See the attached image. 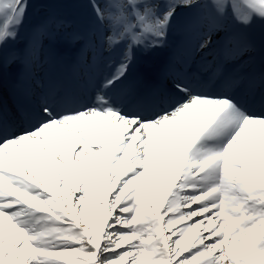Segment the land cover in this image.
<instances>
[{
    "label": "bare ground",
    "instance_id": "obj_1",
    "mask_svg": "<svg viewBox=\"0 0 264 264\" xmlns=\"http://www.w3.org/2000/svg\"><path fill=\"white\" fill-rule=\"evenodd\" d=\"M258 2V10L248 3V10L241 7L227 16L201 13L191 39L192 57L211 56L216 36L247 10L243 17L249 25L239 30L227 55L234 62L246 57L252 66L249 46L264 49V0ZM155 9L157 3L148 2L136 12L142 16V29L152 23L157 33L164 20ZM100 13L85 16H97L91 35L78 36L79 30L61 22L57 11L42 13L41 20L54 41L78 36L93 46L102 39L97 31L105 33ZM59 21L62 27L55 24ZM107 25V60L97 67L102 78L95 79L107 103L97 100L64 117L51 111L32 131L14 121L12 138L0 146V264H33L40 246L70 226L81 228L78 249L50 253L46 264H146L153 256H158L157 264H264V112L257 118L224 99L197 97L201 87L178 81L172 99L179 96L177 106L182 104L171 106L177 107L174 111L151 121L129 117L107 83L122 80L123 68L130 66L129 51L123 52L118 67L110 63L115 54L108 55L118 48L125 27L111 21ZM2 54L0 44V115L13 112L10 92L36 100L30 93L39 85L35 74L42 70L41 101L50 105L55 96L47 85L57 82L58 71L50 56L29 55L21 84L13 86L6 83L11 68L2 64ZM11 55L10 62L16 63ZM128 77L125 84L133 89V77ZM180 86L188 88L183 95ZM121 89L134 101L124 84ZM245 102L252 109L264 105L251 98ZM219 110L224 112L211 130L212 143L195 147L185 159L195 135ZM3 118L11 122L15 117ZM4 121L0 134L6 130H1ZM172 187L176 189L168 197ZM218 193L236 206L229 202L223 207Z\"/></svg>",
    "mask_w": 264,
    "mask_h": 264
},
{
    "label": "rangeland",
    "instance_id": "obj_2",
    "mask_svg": "<svg viewBox=\"0 0 264 264\" xmlns=\"http://www.w3.org/2000/svg\"><path fill=\"white\" fill-rule=\"evenodd\" d=\"M22 0H0V41L1 37L5 35L6 40L4 39L5 49L6 48H17L19 47L21 37L26 35V32L29 29L35 32L40 23V15L42 13H51L57 11L56 17H64L66 19L74 18L75 16H82L83 13H90L97 10V6H100L104 11L109 8L108 16L113 20L114 23L117 19H127V14L125 10L126 0H96V4L91 0H31L27 8H25L27 1H25L20 11L17 13L18 3ZM131 4L141 5L143 3H155L156 0H129ZM159 1V0H157ZM172 6L175 7V11L171 14H177L183 9H196L199 10L203 4L206 5L209 12L217 17L234 13L238 11L241 6H244L247 10L249 5H243L241 0H171ZM257 4L254 6H260L258 0H253ZM82 2V3H81ZM203 8V7H202ZM244 11V14L247 12ZM193 11V10H191ZM73 13V14H70ZM248 19H244L239 24L238 29L246 27L248 25ZM221 201L225 206L232 202L236 204L235 200H228L226 198H221ZM137 205V204H136ZM137 233L140 232L141 226L140 223H137L134 227ZM81 228L75 227H62L60 231L52 236L44 245L40 246V252L33 261V264H46V256L50 253L56 252L64 254L68 251L77 250L80 244L79 241V232ZM264 231V227H263ZM27 232V236L29 232ZM243 233V232H242ZM141 236L140 234L137 237L136 246L141 247ZM103 250V248H102ZM89 253L90 250L88 249ZM158 256H153L150 258L146 264H157Z\"/></svg>",
    "mask_w": 264,
    "mask_h": 264
}]
</instances>
